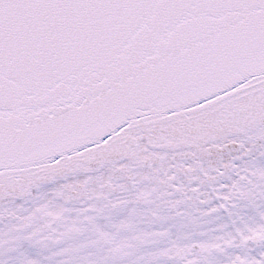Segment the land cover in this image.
<instances>
[{
    "label": "snow or ice",
    "instance_id": "snow-or-ice-1",
    "mask_svg": "<svg viewBox=\"0 0 264 264\" xmlns=\"http://www.w3.org/2000/svg\"><path fill=\"white\" fill-rule=\"evenodd\" d=\"M0 264H264V0H0Z\"/></svg>",
    "mask_w": 264,
    "mask_h": 264
}]
</instances>
